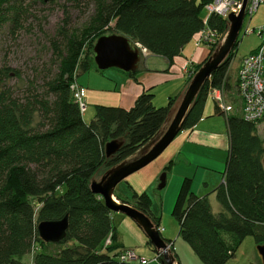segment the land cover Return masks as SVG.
<instances>
[{"label":"trees","instance_id":"obj_1","mask_svg":"<svg viewBox=\"0 0 264 264\" xmlns=\"http://www.w3.org/2000/svg\"><path fill=\"white\" fill-rule=\"evenodd\" d=\"M211 1L98 0L93 23L109 29L114 23L112 28L118 34L133 44L141 43L172 65L185 45L206 27L202 12ZM29 5L27 0H0V33L7 25L12 33L18 31ZM208 26L224 37L229 22L212 14ZM103 35L106 33L81 40L67 38L56 53L65 65L42 86L43 90L30 88L16 96L5 83L8 68L0 67V264H25V257L31 255V264H142L116 258L114 252L121 244L117 242L113 211L101 195L94 193L91 182L102 169L108 170L147 145L170 120L180 98H170L158 107L153 102L154 93L146 90L130 109L96 105L95 118L86 122L71 84L80 69L89 70L92 64L97 67L94 46ZM86 44L88 53H84ZM239 44L240 36L233 51L201 88L183 130L202 119L211 86L230 88L228 71ZM215 48H210V54ZM201 65H196L189 81ZM137 72L126 73L138 80ZM36 113L39 122L35 126ZM227 122L230 154L225 181L215 189L223 211L213 213L207 197H199L192 190L190 178L184 179L172 210L179 222V235L205 264H227L249 235L257 245L264 244V139L257 133V124L240 114L228 116ZM114 139L123 145L107 157L106 143ZM130 187L133 202L117 198L148 215L159 230L160 217L152 211L150 195ZM66 215L67 236L57 243L44 241L38 224ZM111 233L113 244L105 247ZM148 244L157 252L149 239ZM52 245L58 248L49 250ZM157 259L166 264L162 253L157 252Z\"/></svg>","mask_w":264,"mask_h":264},{"label":"rangeland","instance_id":"obj_2","mask_svg":"<svg viewBox=\"0 0 264 264\" xmlns=\"http://www.w3.org/2000/svg\"><path fill=\"white\" fill-rule=\"evenodd\" d=\"M27 1L30 4L29 12L26 18L22 20V27L12 33L7 25L0 33V67L8 68L7 72H9V76L6 77L5 83L13 89L16 96L23 95V92L30 88L43 90L42 86L59 71L61 66L65 65V61L63 59L59 60L56 53L57 48L64 46L67 38L70 36L81 40L88 36H97L100 32H105L106 35L118 34L112 28L114 23L110 25V29L108 27H96L95 23H93L98 11V0ZM206 16L207 12L204 9L202 17L205 18ZM250 16L249 14L244 20L240 32V44L230 66L229 71L234 78L237 74L240 59L257 48L261 42L257 29L264 24V4H261L258 10ZM255 29V32L249 33ZM191 42L194 43V39ZM88 44L85 45L84 53L89 52L90 48ZM148 53L143 52V55H147ZM150 58H156L157 65L162 63V59L159 56ZM144 61L145 59L142 56L139 64V79L144 76L143 73L145 74L146 72V66H151L150 63L143 64ZM78 72L76 82L86 89L85 100L88 107L87 111L83 114L86 122H91L95 118L97 104L121 106L118 90L124 82L123 78L128 79L125 71L114 67L101 70L95 64H92L89 70L83 71L80 69ZM172 81L175 82L178 79H172ZM88 87L93 92L91 96H99L102 100L99 99L97 103L92 102L87 94ZM155 93H157L154 100L155 105L158 107L164 106L167 103L170 92H167L164 87V89H159ZM208 102L214 103L210 97L208 98ZM38 122L39 113H36L33 124L36 126ZM257 133L264 139V125L257 126ZM161 155L147 166L134 172V176L140 177L142 180L148 177L145 180V183H148V181L150 182L149 177L153 179L159 173L160 179L164 172L168 174V170L159 172L160 164L166 156L161 157ZM105 171L102 169L96 178H100ZM128 187L124 179L116 186L115 192L127 196L129 192ZM162 190H166V186L162 189H159V187L156 189L158 192H162ZM157 201L153 205L154 210H158L161 207ZM174 205L170 212H164L161 224V227L164 228V231H162L163 236L167 237V233L168 235L172 234L170 238L175 240V250L173 244H170L168 249L174 254L180 253L182 257L180 262L182 264H205L194 252L190 244L179 235V222L172 215ZM222 209L220 202L214 200V212L218 213ZM113 223L118 230L117 242L119 244L122 242V246L117 247L114 253L118 254L121 249H135L138 254L148 260H152L150 264H162L157 259V252L148 244L146 234L131 217L124 213L113 212ZM165 230L167 231L165 232ZM57 248L58 246L52 245L49 247V250L55 251ZM160 251L161 253L163 252L162 250ZM31 259L32 255L25 257V264H31ZM227 264H263L253 236L249 235L244 239L237 250L236 256L231 258Z\"/></svg>","mask_w":264,"mask_h":264},{"label":"crops","instance_id":"obj_3","mask_svg":"<svg viewBox=\"0 0 264 264\" xmlns=\"http://www.w3.org/2000/svg\"><path fill=\"white\" fill-rule=\"evenodd\" d=\"M197 38L198 35H195L193 37L194 43H192L191 40L185 45L181 55L175 57L172 65L169 64L166 58L161 56L159 57L162 59V63L157 65L156 58L150 57L158 55L152 54L151 52L147 55L142 54L145 59L143 64L150 63L151 66H146V72L145 74L143 73L144 76H142L141 79H139L138 76L140 74V68H138V80L131 78L125 72L128 79L123 78L124 82L120 85L118 90L121 101L120 107L130 109L134 106L136 99L146 90H151L154 93L155 100V95L157 94L155 92L159 89H164V87L167 92H170L167 103L170 98L177 96L181 98L190 83L189 79L192 75V71L195 70L196 65L203 63L211 52L210 47L205 43H198ZM239 65L240 61L238 67ZM238 67L235 78L229 73V82L231 84L229 95L235 106V111L232 112V114H240L241 100L238 96H233L238 75ZM176 78L178 81L173 82L172 79ZM88 89L87 94L92 102L97 103L99 99L102 100L99 96H91L93 92H91L92 90L90 87H88ZM213 101L214 103H211L208 102L207 99L203 117L197 125L191 129L182 130L163 151L161 157L164 155L166 156L160 164L159 172L168 170L166 190H162V192L156 191L160 182L159 173L156 174L153 179L149 177L150 182L148 181V183H145L148 177L142 180V178L135 177V174H132L125 179L129 186L127 196L116 192L115 195L133 202V191L130 185L139 192H147L152 198V211L155 216L160 217V224H162L164 212H170L178 197L177 194H179L184 179L190 178L192 180V190L199 197H207L213 213L219 214L222 212L223 209L219 210L218 213L214 212L213 201H219L215 189L225 179L231 142L227 116L219 111L214 99ZM155 104L154 102V105ZM263 125L264 122L257 126ZM156 201L161 206L158 210L153 209V205H155ZM166 231L167 230H165V232ZM171 236L172 234L168 235L167 233V237L165 238L173 240L170 238ZM120 243L122 244V242ZM175 246V240H173L174 250ZM176 258L179 261L182 260L180 253H176Z\"/></svg>","mask_w":264,"mask_h":264},{"label":"water","instance_id":"obj_4","mask_svg":"<svg viewBox=\"0 0 264 264\" xmlns=\"http://www.w3.org/2000/svg\"><path fill=\"white\" fill-rule=\"evenodd\" d=\"M249 0H242L243 6L239 14L231 13L228 17V31L215 50L195 72L184 95L177 104L176 112L164 128L135 155L106 170L100 178L91 182L94 193L104 198L106 206L113 212L124 213L131 217L142 228L158 253L164 255L166 264H182L175 254L168 249L169 244L161 236L153 220L129 203L120 201L115 195L116 186L129 175L147 166L155 160L176 136L183 130V124L188 111L201 88L211 76V73L220 66L235 48L246 17ZM94 60L101 70L118 68L125 72H134L139 68L141 48L138 43L133 46L131 40L123 34H110L99 37L94 46ZM123 141L114 139L106 143L107 157L115 155L122 147ZM167 173L160 177L159 189L166 186ZM69 216L59 220H45L38 224L40 237L46 242H60L67 236ZM257 250L264 264V244L257 245Z\"/></svg>","mask_w":264,"mask_h":264},{"label":"built area","instance_id":"obj_5","mask_svg":"<svg viewBox=\"0 0 264 264\" xmlns=\"http://www.w3.org/2000/svg\"><path fill=\"white\" fill-rule=\"evenodd\" d=\"M264 4V0H249L246 9V16H252ZM242 0H212L205 6L207 16L203 18L206 27L199 32L198 43H205L210 48L217 47L223 39V35L208 26V20L212 14L228 20L231 13L239 14L242 10ZM250 16V17H251ZM246 18V17H245ZM255 30L249 33L255 32ZM261 38L259 46L248 55L240 59L238 75L233 96H238L241 100L240 115L247 121L257 125L264 122V24L257 29ZM143 52H149L141 43H138ZM230 70V69H229ZM195 71V70H194ZM192 71V74L193 72ZM230 71H228L229 76ZM73 98L78 103L82 113L87 111L86 89L76 81L71 84ZM208 97L215 100L220 112L227 117L235 111L233 101L230 99L229 88L222 86H211L208 90ZM225 181V179H224ZM161 227L159 231H163ZM113 244L112 233L105 241V247ZM170 245V244H169ZM116 258L120 262L150 264L144 256L138 254L135 249H121Z\"/></svg>","mask_w":264,"mask_h":264},{"label":"bare ground","instance_id":"obj_6","mask_svg":"<svg viewBox=\"0 0 264 264\" xmlns=\"http://www.w3.org/2000/svg\"><path fill=\"white\" fill-rule=\"evenodd\" d=\"M184 93H185V92H184ZM183 95H184V94H183ZM176 109H177V107L175 108V110H174V112H173L171 118L173 117L174 113L176 112ZM171 118H170V119H171ZM169 122H170V120L167 122V124L165 125V127L168 125Z\"/></svg>","mask_w":264,"mask_h":264}]
</instances>
